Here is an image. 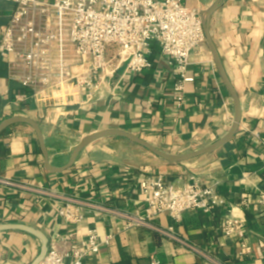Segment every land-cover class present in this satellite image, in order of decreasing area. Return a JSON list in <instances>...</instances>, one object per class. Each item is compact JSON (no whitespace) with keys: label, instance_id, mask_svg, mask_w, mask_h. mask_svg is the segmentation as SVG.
Segmentation results:
<instances>
[{"label":"crops","instance_id":"0c3cea01","mask_svg":"<svg viewBox=\"0 0 264 264\" xmlns=\"http://www.w3.org/2000/svg\"><path fill=\"white\" fill-rule=\"evenodd\" d=\"M51 1V0H42ZM164 1V0H159ZM216 0H181L201 14ZM15 10L12 1L0 2V29ZM211 37L242 105V120L234 138L217 151L183 163L168 162L131 141L108 137L87 146L64 172L45 168L36 133L17 123L0 134V179L30 189L0 183V224L25 223L42 230L60 251L87 238L90 229L100 239L112 236L86 264H214L176 241L145 227L124 228L112 214L87 213L81 222L59 214L64 197H77L111 209L143 211L142 179L161 174L175 186L191 177L219 183L225 199L212 213L195 209L179 221L168 214L155 217L158 227L208 252L220 264H264V208L258 194L264 190V0H224L210 19ZM118 46L107 55L117 60ZM152 67L135 74L127 63L110 79V88L91 101L73 84L33 96L11 76L9 63L0 58V122L14 116L36 121L43 132L50 163L61 167L82 137L102 129L133 133L169 153L201 149L231 127L234 106L205 42L192 53L185 102L176 106L174 67L157 42L146 49ZM47 191L39 194L33 191ZM247 199L248 206L242 202ZM242 220L253 250L242 255L235 236L225 235L226 216ZM40 241L25 232H0V264H30Z\"/></svg>","mask_w":264,"mask_h":264},{"label":"built area","instance_id":"2783aa9c","mask_svg":"<svg viewBox=\"0 0 264 264\" xmlns=\"http://www.w3.org/2000/svg\"><path fill=\"white\" fill-rule=\"evenodd\" d=\"M15 3L7 25L0 29V58L9 63L11 76L32 93L41 96L73 84L85 97L93 100L105 91L113 93L110 79L119 66L135 74L152 67L146 49L157 42L174 67L173 85L176 106L185 102L186 87L193 81L188 75L193 51L206 42L200 10L184 6L181 0H0ZM110 45L118 46L117 60L108 57ZM0 183L30 189L8 179ZM219 183L191 177L181 186L170 183L164 175L151 174L142 179L143 211L111 209L104 205L64 197L59 214L70 222H81L87 213L112 214L124 228L145 227L176 241L197 255L220 264L208 252L175 235L173 228L164 229L153 220L168 214L179 221L185 211L195 209L212 213L223 207ZM39 194L47 191L31 188ZM243 206L249 202L244 199ZM264 208V190L258 194ZM242 220L228 215L223 224L225 235L235 236L241 254H250ZM112 236L100 239L96 229L87 238L72 242L60 251L55 244L40 264H86L89 256L98 254ZM151 264H160L152 258Z\"/></svg>","mask_w":264,"mask_h":264},{"label":"water","instance_id":"95a60500","mask_svg":"<svg viewBox=\"0 0 264 264\" xmlns=\"http://www.w3.org/2000/svg\"><path fill=\"white\" fill-rule=\"evenodd\" d=\"M224 2V0H216L215 3L210 6L207 10H205L202 14H201V20H202V25H203V30H204V34H205V38H206V43L209 46L211 53H212V57H213V61L218 69V72L220 74V77L224 83V85L226 86L230 96H231V100L234 106V118L231 124L230 129L228 130V132L222 136L221 138H219L218 140H216L215 142L201 148V149H197V150H188L186 152L183 153H178V154H174V153H169L166 151H163L159 148H157L155 145H153L152 143H150L149 141L133 134L130 133L128 131L125 130H121V129H102L100 131H96L94 133H91L89 135H86L84 137L81 138V140L76 144V146L74 147L70 159L68 161L67 164L61 166V167H55L50 163V158H49V154H48V150L46 147V143H45V138L42 132V129L40 127V125L34 121L33 119L27 118V117H22V116H14V117H10L7 118L3 121L0 122V134H2L8 127L17 124V123H24L29 125L30 127H32V129L34 130V132L36 133L39 145H40V149L43 153L44 159H45V168L49 171H53V172H64L66 170H68L69 168H71L78 155L90 144L100 140V139H104V138H108V137H118V138H124L127 139L129 141H131L132 143L138 144L144 148H146L148 151H150L152 154L168 161L171 163H183L185 161H188L190 159L205 155V154H209V153H213L215 151H217L218 149H220L221 147H223L225 144H227L229 141H231L234 136L236 135V133L238 132V129L240 127V123L242 120V105L240 103V98L239 95L235 89V87L233 86L227 72L226 69L224 67V64L222 62V59L220 57V54L218 52V49L211 37V33H210V19L211 16L213 15V13L222 5V3ZM21 231V232H25L28 233L34 237H36L39 241H40V249H39V253L37 254V256L33 259V261L30 264H40L46 257L48 251H49V238L48 236L40 229L25 224V223H1L0 224V232L1 231Z\"/></svg>","mask_w":264,"mask_h":264}]
</instances>
